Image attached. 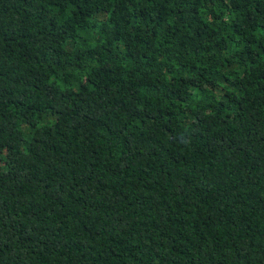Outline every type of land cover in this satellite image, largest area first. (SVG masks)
<instances>
[{
  "label": "trees",
  "instance_id": "1",
  "mask_svg": "<svg viewBox=\"0 0 264 264\" xmlns=\"http://www.w3.org/2000/svg\"><path fill=\"white\" fill-rule=\"evenodd\" d=\"M0 264H264V0H0Z\"/></svg>",
  "mask_w": 264,
  "mask_h": 264
}]
</instances>
